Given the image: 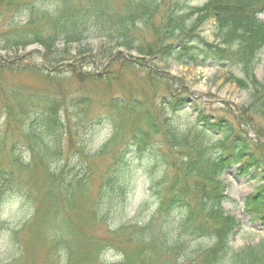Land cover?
Masks as SVG:
<instances>
[{
  "label": "trees",
  "instance_id": "16d2710c",
  "mask_svg": "<svg viewBox=\"0 0 264 264\" xmlns=\"http://www.w3.org/2000/svg\"><path fill=\"white\" fill-rule=\"evenodd\" d=\"M191 2L0 0V16L13 15L10 24L6 23L5 34L1 35L0 49L12 51L39 43L44 47L46 63L54 62L56 68L61 64L72 67L80 82L84 78L81 79L74 66L79 59L92 62L90 58L93 57L106 61L117 47H123L156 61L171 60L184 66L235 65L242 75L229 70L224 81L250 90L246 103L235 109L225 104L221 109L223 113L219 114L207 113V109L191 104L196 112L194 116L187 113L186 97L191 92L185 84L173 92L169 88L170 76L164 68L147 64L141 58L135 62L126 61L142 67L154 85L162 82L165 91L147 108L142 100L130 97H112L105 103L112 124L115 119L131 115L134 120L130 137L102 173V206H97L92 217L105 223L110 214H119V217L124 212L129 203L125 194L132 186L133 163H139L146 170V191L154 200L155 210L146 222L121 223L110 231L117 236L111 239L119 246L125 238L128 251L118 261L97 258L95 264H264V237L257 244L242 248L231 244L239 222L223 205L227 184L222 178L228 169L236 167L237 175H249L258 180L259 184L244 198L243 209L253 221L264 225V141L261 140L264 139V81L258 80L253 72L264 47V20L259 18L264 12V0ZM20 15L25 17L22 22L15 20V16ZM210 19L215 21L213 39L202 32V26ZM90 39H100L102 45L94 51L84 44ZM73 45L77 47L74 49ZM29 58H26V66ZM117 58H112L105 69ZM23 60L8 61L0 56V73L25 69L20 63ZM105 73L109 77L112 70L106 69ZM88 77L96 79L99 76L91 72ZM0 90H4L1 85ZM13 97L42 107L25 110L21 106L15 115L7 111V120L13 122L24 121L33 114L26 135L33 156L26 159L25 154L13 146L7 159L9 167L2 168L4 163L0 161V201L8 204L13 198L20 199L21 206L30 210L31 189L20 183L19 173L33 169V157L37 156L38 160L40 157L44 160L50 156L53 159L61 157L69 127L59 110L62 103H56L54 95L14 94ZM88 100L91 102L89 97L81 95L71 102L75 107L84 108ZM82 113L76 112L78 117ZM181 113L183 116L179 117ZM118 136L114 131L97 154H105L108 145ZM155 136L167 146L166 152L152 150ZM3 139L1 136L0 142ZM86 149H77L80 155L77 165L75 157L72 163L66 162L69 171H79H70L72 179H68L65 197L61 200L66 209L74 206L78 194H84V179L92 173L93 154ZM59 163L48 172L45 200H52L47 203L48 212H53L58 201L56 181L66 179ZM41 216L45 218L47 214L43 212ZM123 232L128 237H119ZM65 252L67 261L73 259L71 253ZM88 256L93 257L92 253H87V256L81 255L80 260L86 261Z\"/></svg>",
  "mask_w": 264,
  "mask_h": 264
},
{
  "label": "rangeland",
  "instance_id": "374dc122",
  "mask_svg": "<svg viewBox=\"0 0 264 264\" xmlns=\"http://www.w3.org/2000/svg\"><path fill=\"white\" fill-rule=\"evenodd\" d=\"M191 1L194 4H201L205 0ZM12 17V14L0 16V38L2 34H5L6 23L10 24ZM259 17L264 20V12ZM24 19V15L15 16L17 21L22 22ZM214 22L210 19L202 26L203 34L209 39L214 38ZM84 44L95 51L102 45V41L90 39ZM76 47L77 45H73L74 49ZM2 51L3 57L7 59H24L20 62L24 66H26V58L30 56L27 60L28 67L26 66L25 69L0 73V85L4 89L0 90V140L1 136L4 138L0 142V161L4 163L2 168L9 167L7 159L13 146L25 154L26 159H32L33 156L28 148L29 139L26 137L33 114H29L26 119L24 116V121L17 119L13 122L7 120V111L15 115L21 106L25 110H40L42 107L29 104L30 101H18L13 97L14 94L24 96L39 94L47 97L54 95V101L62 103L59 110L66 118L64 119L69 130L67 138L63 140L61 157L53 159L50 156L45 160L41 157V160H38L37 156L33 157V169L31 171L25 169L19 173L20 183L27 186V189H31L33 202L30 210L21 206L20 199L13 198L8 204H1L0 201V264H95L97 258L111 262L120 260L128 251L125 238L119 246L115 240L111 239L117 236L110 231H114L121 223L140 224L148 221L154 213L155 206L153 198L146 191L148 182L146 170L139 163H133L130 171L133 176L132 186L125 194L129 203L124 212L119 217V214H110L105 223L92 217L97 206L100 208L101 205L102 173L112 161V156L125 144L127 137H130L134 120L131 115L128 118L115 119V123L112 124L108 118L110 111L105 107V103L112 97L122 99L130 97L142 100L144 107L147 108L151 103L158 101V97L165 91V86L160 81L154 85L142 67L128 63L137 60L135 55L138 53L134 50L122 48V51L117 53V60L106 68L112 70L109 77L106 73L103 74L107 65L105 60H95L92 57L90 58L92 63L79 59L74 66L75 70L80 72L81 79L84 78L82 82L77 79L72 67L61 64L59 68H56L54 62L46 63L37 49L20 58L19 55L26 52L25 48ZM144 61L152 66L154 64L164 68L168 72L169 85L172 79L169 88L173 92L175 88H181L182 83L188 87L191 92L186 97L188 114L196 115L191 105L194 103L207 109V113L219 114L223 113L221 109L225 104L237 108L249 100V89H240L234 83L224 81L229 70L236 75H242L235 65L209 63L205 67L184 66L171 60L156 61L148 56ZM156 66L155 69H157ZM91 72H95L99 77L96 79L88 77V73ZM253 72L258 80L264 81V47ZM84 73H87V76ZM177 78L183 80H176ZM81 95L89 97L91 102L88 100L84 108L73 106L72 99L79 98ZM77 111L83 112L81 116H77ZM181 116H183L182 113L179 114V117ZM86 130H88L87 134ZM114 131L119 134L117 140L108 145V151L105 154L98 155L99 148L109 140ZM154 139L155 147H152V150L166 152L167 146L161 142L160 137L155 136ZM80 147L87 148L86 150L93 154L92 173L84 179L82 188L84 194H78L74 206L66 209L65 202L61 200L65 197L68 179H72L70 171L79 172L77 169L69 171L66 162L72 163L75 157L77 165L80 155L76 151ZM56 160L60 162L59 167L64 169L61 172L66 173V179L60 178L56 181L55 190H58L56 195L58 201L53 207V212H48L46 206L52 200L50 198L45 200L48 188L46 182L49 170L55 169L54 167L58 164ZM222 178L227 184V198L223 205L225 210L234 215L239 222L237 232L231 238V244L235 248L257 244L264 237V225L251 219L243 209V201L259 184L258 180L249 175H237L235 167L228 169ZM160 189L163 191V188L160 187ZM61 206L64 207L60 208ZM43 212L47 214L45 218L41 216ZM127 232L129 234L130 230ZM128 234L123 232V236L119 237H128ZM65 250L72 255L73 259L70 261L66 260ZM87 253H92L93 257L88 256L86 261L80 260V256H87Z\"/></svg>",
  "mask_w": 264,
  "mask_h": 264
},
{
  "label": "water",
  "instance_id": "95a60500",
  "mask_svg": "<svg viewBox=\"0 0 264 264\" xmlns=\"http://www.w3.org/2000/svg\"><path fill=\"white\" fill-rule=\"evenodd\" d=\"M35 48H38V49H40L41 51H43L42 46H40L39 44H35V45H33V46H29V47L27 48V50L30 51V50L35 49ZM117 51H122V49H121V48H117V49L115 50V53H116ZM0 53H2V52L0 51Z\"/></svg>",
  "mask_w": 264,
  "mask_h": 264
}]
</instances>
